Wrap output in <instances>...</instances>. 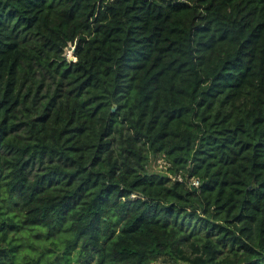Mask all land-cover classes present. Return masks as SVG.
Segmentation results:
<instances>
[{"label":"trees","instance_id":"16d2710c","mask_svg":"<svg viewBox=\"0 0 264 264\" xmlns=\"http://www.w3.org/2000/svg\"><path fill=\"white\" fill-rule=\"evenodd\" d=\"M162 260L264 264V0H0V264Z\"/></svg>","mask_w":264,"mask_h":264},{"label":"rangeland","instance_id":"374dc122","mask_svg":"<svg viewBox=\"0 0 264 264\" xmlns=\"http://www.w3.org/2000/svg\"><path fill=\"white\" fill-rule=\"evenodd\" d=\"M71 49L72 48L69 47L66 50V56H68L72 52ZM167 165L168 164L164 159H158L157 161L153 162L152 169L154 171H157V172L165 171L167 169ZM44 231H46V230H44ZM26 236H28V235H26ZM62 236L66 237L67 235H66V233H64L63 235H58V236L51 238V239H46L44 236H42L38 239L35 237H31L32 242H33V248L32 249L28 248L26 250V247H22V249H24L26 251H21V252L19 251V254H18L19 261L21 259V257H20L21 253L23 252L22 254L24 255V252H27L31 256H35V255H37V253H38V255H40L42 253V255L45 257V259L48 258L52 262H56V259H58L59 256L62 255V252L65 250V247H66L65 241L61 240ZM24 243H25V241H24ZM54 243H56V244L54 245ZM32 250L34 252H32ZM74 256H75V252L72 251L70 257L73 259ZM72 263L77 264L74 261ZM157 264H170V263L162 260V261H159Z\"/></svg>","mask_w":264,"mask_h":264},{"label":"built area","instance_id":"2783aa9c","mask_svg":"<svg viewBox=\"0 0 264 264\" xmlns=\"http://www.w3.org/2000/svg\"><path fill=\"white\" fill-rule=\"evenodd\" d=\"M72 49V52L68 55V56H66V54H65V56H66V59L68 60V61H71V58H73L74 56V47L73 46H70ZM76 61V58L74 57L73 58V62H75ZM191 186H193V187H195V186H199V182L198 181H194L193 183H192V185Z\"/></svg>","mask_w":264,"mask_h":264},{"label":"water","instance_id":"95a60500","mask_svg":"<svg viewBox=\"0 0 264 264\" xmlns=\"http://www.w3.org/2000/svg\"><path fill=\"white\" fill-rule=\"evenodd\" d=\"M75 50V49H74ZM70 62H73V58H71V61ZM116 108H113V110L115 111ZM193 188V187H192Z\"/></svg>","mask_w":264,"mask_h":264}]
</instances>
